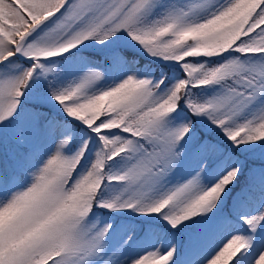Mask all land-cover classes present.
Returning a JSON list of instances; mask_svg holds the SVG:
<instances>
[{
  "label": "snow or ice",
  "instance_id": "1",
  "mask_svg": "<svg viewBox=\"0 0 264 264\" xmlns=\"http://www.w3.org/2000/svg\"><path fill=\"white\" fill-rule=\"evenodd\" d=\"M0 264H264V0H0Z\"/></svg>",
  "mask_w": 264,
  "mask_h": 264
}]
</instances>
